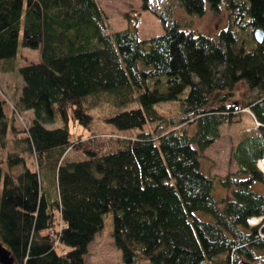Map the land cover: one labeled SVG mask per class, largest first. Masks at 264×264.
<instances>
[{
	"label": "trees",
	"instance_id": "16d2710c",
	"mask_svg": "<svg viewBox=\"0 0 264 264\" xmlns=\"http://www.w3.org/2000/svg\"><path fill=\"white\" fill-rule=\"evenodd\" d=\"M175 1L197 16L224 3L228 26L212 39L170 22L139 39L110 32L98 0H0V73L17 72L13 108L32 112L18 127L0 99V243L13 264H86L108 214L122 264H264V43L253 36L264 0ZM19 38L38 63L16 68ZM239 84L258 96L230 102ZM172 101L177 120L155 107ZM244 109L258 126L232 149L236 170L205 174L199 152ZM94 121L117 132L94 134Z\"/></svg>",
	"mask_w": 264,
	"mask_h": 264
},
{
	"label": "rangeland",
	"instance_id": "374dc122",
	"mask_svg": "<svg viewBox=\"0 0 264 264\" xmlns=\"http://www.w3.org/2000/svg\"><path fill=\"white\" fill-rule=\"evenodd\" d=\"M98 4L102 9L108 28L110 32H118L122 30H130L135 32L139 39H147L153 36L162 35L170 22H177L182 30L197 31L214 39L217 34L226 29L228 26V11L225 4L219 5L217 11L210 9L208 4L205 6V12L202 16L189 15L182 10L175 0H149L150 9L143 7V0H98ZM166 20L167 25L163 22ZM40 54L37 49L25 48L21 45V38H19V46L15 57L16 68L28 65L29 63H38ZM22 81L16 71L0 73V99L4 101V113L8 116H15V123L18 127H24L27 122L31 120L32 112L14 110V96L20 91ZM186 92L178 96L182 99ZM258 96L257 91H251L243 84L237 86L233 98L238 103L248 102ZM235 101V102H236ZM139 103L137 100L127 104L118 109H104L98 110V114L114 113L120 110H128L137 108ZM14 107V108H13ZM156 108H161L165 115L174 117L176 120L180 117L178 113V101L163 102L155 105ZM237 117L236 122L230 125H223L219 128L220 137L215 140L207 149L199 152L202 156V169L205 174H209L215 179H221L228 173H233L236 170V164L231 160L230 155L232 149L244 137V135L251 134L255 131L258 123L255 122L253 116L247 109L241 111ZM73 121L70 120V127L73 131ZM49 129H55L61 126L59 122L46 124ZM155 124H146L143 131L138 129L119 131L121 135H136L140 132H147L154 127ZM82 129L77 126V132ZM84 134L88 131L83 130ZM91 132L94 134H109L117 132L113 126L107 125L100 121H94L91 125ZM13 149L12 145L8 147ZM70 160H82L81 155H70ZM202 161V160H201ZM257 166L259 167V163ZM48 186V185H47ZM225 190L215 182V189L213 195L216 200L224 196ZM204 220H210L209 216L199 214ZM256 219V218H254ZM260 222V219L253 221L248 220L250 226H255ZM113 222L110 214L104 216V228L97 234L94 240L88 247V253L84 256L86 264H122L121 251L117 248L112 239ZM237 261V264L241 263Z\"/></svg>",
	"mask_w": 264,
	"mask_h": 264
},
{
	"label": "water",
	"instance_id": "95a60500",
	"mask_svg": "<svg viewBox=\"0 0 264 264\" xmlns=\"http://www.w3.org/2000/svg\"><path fill=\"white\" fill-rule=\"evenodd\" d=\"M253 36L257 44L264 43V31L263 30L261 29L255 30ZM13 262L14 260L11 257L10 252L0 243V264H13ZM240 264H247V263L241 262Z\"/></svg>",
	"mask_w": 264,
	"mask_h": 264
},
{
	"label": "bare ground",
	"instance_id": "6f19581e",
	"mask_svg": "<svg viewBox=\"0 0 264 264\" xmlns=\"http://www.w3.org/2000/svg\"><path fill=\"white\" fill-rule=\"evenodd\" d=\"M259 168H260L261 171L264 172V162L261 161V162L259 163ZM257 220H259V219H257V218L254 219V218H253V221H257Z\"/></svg>",
	"mask_w": 264,
	"mask_h": 264
}]
</instances>
